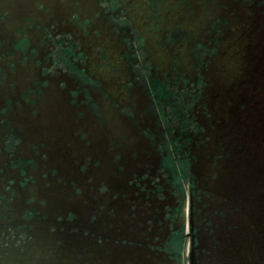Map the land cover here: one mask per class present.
<instances>
[{
	"label": "flooded vegetation",
	"instance_id": "obj_1",
	"mask_svg": "<svg viewBox=\"0 0 264 264\" xmlns=\"http://www.w3.org/2000/svg\"><path fill=\"white\" fill-rule=\"evenodd\" d=\"M42 2L0 0V89L15 85L10 74L19 63L13 57L27 50L39 56L29 31L49 35V57L67 39L57 23H43ZM101 6L111 14L125 11L123 0ZM223 18L229 22L216 16L209 41L194 48V77L171 81L148 74L162 81L157 90L149 86L154 102L163 103L159 126L143 128L158 154L117 163L103 142L98 201L76 199L81 186L62 181L60 167L45 166L41 147L27 144L17 107L35 103L44 77L55 74L42 70L18 96L0 91V264H264V105L259 123L250 106L247 118L240 108L210 105L209 67L228 27L217 21ZM71 24L81 29L73 17ZM70 41L75 48L72 39L63 43Z\"/></svg>",
	"mask_w": 264,
	"mask_h": 264
},
{
	"label": "rangeland",
	"instance_id": "obj_2",
	"mask_svg": "<svg viewBox=\"0 0 264 264\" xmlns=\"http://www.w3.org/2000/svg\"><path fill=\"white\" fill-rule=\"evenodd\" d=\"M39 1L46 9L38 13L43 23H57L65 41L74 40L76 47L63 41L49 57V35L29 31L32 43L41 47L39 56L35 50H27L13 57L19 63L10 74L15 85L7 84L0 91L10 90L18 96L42 70L55 74L44 77L42 94L35 103L24 101L17 108L23 115L27 144L41 147L47 156L45 166L58 165L62 181L74 179L81 186L76 199H100L97 184L102 163L96 162L101 160L103 142L117 163L158 154L143 128L148 123L159 126L157 107L163 103L154 102L149 86L157 90L162 81H154L148 74L171 81H178L180 75L194 77V48L199 41H209L216 16L229 22L217 19L228 27L220 35L219 50L209 67L211 107L219 111L240 108L238 114L249 118V86L264 88V0H123L121 14H111L109 8L105 14L101 4L107 0ZM77 8L84 17L77 11L71 14ZM72 17L81 29L71 24ZM51 37L55 42L59 39L52 33ZM63 83L67 85L62 87ZM34 91L22 96L29 97ZM88 157L93 159L89 165Z\"/></svg>",
	"mask_w": 264,
	"mask_h": 264
},
{
	"label": "trees",
	"instance_id": "obj_3",
	"mask_svg": "<svg viewBox=\"0 0 264 264\" xmlns=\"http://www.w3.org/2000/svg\"><path fill=\"white\" fill-rule=\"evenodd\" d=\"M261 90L262 89V86L261 85H256V84H253L251 83L250 86H249V93L247 95V101H248V104L249 106L251 107V110H258V112L253 115L252 117V121L253 122H261V114H260V108L261 106L264 105V95L262 96L261 94Z\"/></svg>",
	"mask_w": 264,
	"mask_h": 264
}]
</instances>
